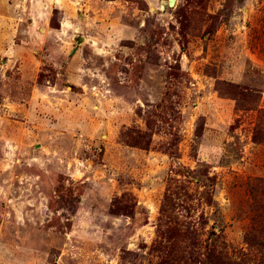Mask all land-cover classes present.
<instances>
[{"label": "rangeland", "instance_id": "374dc122", "mask_svg": "<svg viewBox=\"0 0 264 264\" xmlns=\"http://www.w3.org/2000/svg\"><path fill=\"white\" fill-rule=\"evenodd\" d=\"M168 2L0 0V264H264V0Z\"/></svg>", "mask_w": 264, "mask_h": 264}, {"label": "trees", "instance_id": "16d2710c", "mask_svg": "<svg viewBox=\"0 0 264 264\" xmlns=\"http://www.w3.org/2000/svg\"><path fill=\"white\" fill-rule=\"evenodd\" d=\"M248 187L255 201V206L258 208L254 213L251 224L254 231L245 233L244 240L248 245L264 249V178L256 177L254 181L248 184ZM212 234L214 235V233ZM217 239L218 236H215L214 241L208 243L206 247V261L208 264H250L243 260L231 258L221 246L222 241L218 240L217 243Z\"/></svg>", "mask_w": 264, "mask_h": 264}, {"label": "water", "instance_id": "95a60500", "mask_svg": "<svg viewBox=\"0 0 264 264\" xmlns=\"http://www.w3.org/2000/svg\"><path fill=\"white\" fill-rule=\"evenodd\" d=\"M174 3V0H169L168 4L172 5Z\"/></svg>", "mask_w": 264, "mask_h": 264}]
</instances>
